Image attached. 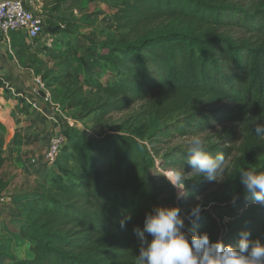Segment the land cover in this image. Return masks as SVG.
I'll use <instances>...</instances> for the list:
<instances>
[{"label": "trees", "instance_id": "trees-1", "mask_svg": "<svg viewBox=\"0 0 264 264\" xmlns=\"http://www.w3.org/2000/svg\"><path fill=\"white\" fill-rule=\"evenodd\" d=\"M69 1L45 0L44 5L45 30L53 36V46L44 52L52 66L37 75L54 105L99 122L157 95L158 117L185 114L163 132L167 138L205 132L224 115L199 109L201 103L227 101L263 117L264 0H73L80 18H66L59 12ZM99 11L112 21L86 50L88 75L71 39L92 26L91 17ZM254 128L242 142L245 164L264 156V134L258 137ZM62 134L66 142L43 183L17 181L12 159L0 149V201L23 197L26 204L13 232L29 242L30 253L10 264H137L146 245L134 229L142 231L146 215L166 199L172 204L165 207L180 209L189 237L207 233L210 242L236 246L240 232L249 230L251 239L264 242V205L247 198L243 184L227 210L217 206L202 210L198 220L189 219L190 201L200 187L176 202L175 186L151 174L158 164L151 147L159 139L146 143L126 133L96 137L73 128ZM205 150L222 153L224 163L231 152L216 146ZM186 151L169 152L159 167L192 170ZM145 239L151 237L145 233Z\"/></svg>", "mask_w": 264, "mask_h": 264}, {"label": "rangeland", "instance_id": "rangeland-1", "mask_svg": "<svg viewBox=\"0 0 264 264\" xmlns=\"http://www.w3.org/2000/svg\"><path fill=\"white\" fill-rule=\"evenodd\" d=\"M257 1L259 0H238L240 4H249ZM51 8L52 5H50ZM78 8V3L70 0L62 6L59 15L63 14L66 18H80ZM111 21V15L103 14L102 11H99L91 17L92 26L80 28L77 35L71 39L75 42L77 49L82 52L83 61L86 63L84 70L88 72V75H90L91 69L87 65L90 59L87 56L86 50L100 39V31L110 25ZM166 26L167 24L159 28L160 30H165ZM51 38L53 36L46 33L44 38L36 40L37 44H35L36 47L34 48L36 53L31 58V62L36 65L38 71L52 66V63L49 60L47 61V56L44 52L46 46H53V41H50ZM59 38L68 40L66 36L61 34ZM72 65L73 67L78 66L77 63H73ZM36 76L41 80L37 72ZM42 89L46 90L44 85ZM157 97V95H154L143 101L136 102L123 112L109 114L99 122H94L93 116L81 118L77 110L72 108L66 109L65 105L58 107L51 106L53 110H49V116H44L43 113L37 112L36 109L30 107L27 109V112L31 114L30 117L34 119L33 122H37L41 126V136H38L32 142L29 139L23 147L14 146L13 144L16 145L17 143L20 145V140L22 141L24 138L20 139V135L16 132V129L19 127L16 124L18 121H13L12 124H6L3 129H0V149H3L5 157L9 158V156H13V174L16 176L17 181L29 179L31 182L43 183L51 174V169L45 165L43 156L40 157V155L42 149L46 147L48 134L53 131L54 127L61 132L66 128L87 131L96 137L111 133H126L146 143L159 139V142L151 147L158 160L157 167L151 171V174L166 178V180L175 186L178 196L176 202L185 196L187 190L200 187L195 189L196 193L190 201V209L199 204L202 210H208L217 206H220L223 210H227L233 204L234 197L237 199L236 189L242 184L240 182V171L242 169L256 172L264 171V156L254 163L245 164L241 153L242 142L247 134V130L255 126L256 123L264 125V115L257 119L253 110L242 112L234 104L227 101L218 104L201 103L199 105V109L201 110H212L217 114L224 113V115H218L221 119L208 128L207 131L196 134L203 139L205 148L216 146L220 149L231 150L230 155L217 175V179L208 181L199 176L198 173L192 170L189 171L184 167L175 169L159 167V163L169 152L175 149L187 150L193 136H174L171 138L163 136V132L180 122L185 117V114L174 113L165 118L158 117L153 107ZM14 99V96L9 95L7 100L14 102ZM26 106L28 107V105ZM4 115H6V112H4ZM54 120L58 124H55ZM34 142L38 143L36 147ZM33 147L37 152L32 150ZM10 198L14 200L16 197ZM166 204H169L167 199L161 202V207H165ZM12 207L14 209L13 214L21 216L20 214H23L26 204L24 202H21V204L14 203ZM13 231L14 228L6 225L0 215V260L8 257L20 259L29 256V242L22 240ZM137 264H139V261Z\"/></svg>", "mask_w": 264, "mask_h": 264}, {"label": "clouds", "instance_id": "clouds-1", "mask_svg": "<svg viewBox=\"0 0 264 264\" xmlns=\"http://www.w3.org/2000/svg\"><path fill=\"white\" fill-rule=\"evenodd\" d=\"M254 133L264 134V125L256 123ZM187 165L192 171L208 181L217 179L224 164V155L215 156L205 150L204 141L194 135L186 151ZM240 182L254 204L264 205V171L242 169ZM235 197L233 203L235 202ZM202 208L199 204L191 209L189 219L198 220ZM131 220V216L126 218ZM125 227V221L120 222ZM185 222L178 207H160L147 214L143 230L134 229L142 244L139 250V264H264V242L251 239V232L244 230L236 246L221 242H210L207 233L189 235L184 231ZM147 233L151 240L145 239Z\"/></svg>", "mask_w": 264, "mask_h": 264}, {"label": "crops", "instance_id": "crops-1", "mask_svg": "<svg viewBox=\"0 0 264 264\" xmlns=\"http://www.w3.org/2000/svg\"><path fill=\"white\" fill-rule=\"evenodd\" d=\"M21 33H12L9 36V39L0 35V122L2 127H5L6 124L16 122L18 124V129L16 132L20 135V145L17 143L14 146H25V142L34 141L35 138L41 136L42 129L37 122H33L30 116L31 114L27 112V109L30 107L34 108L29 104V100L37 103V112L43 113L45 116H49V110L52 104H47L44 102L45 98H42L39 95L40 91H43L49 96L48 91L43 90L38 85V77L36 72L38 69L35 64L31 62L35 51L36 41H30ZM41 40V39H39ZM53 41V38L50 40ZM24 45L27 46V49L24 48ZM14 96V102H11L8 99V96ZM25 99L26 103H23L22 100ZM28 105V107L26 106ZM6 112V115H4ZM2 118H5L3 120ZM32 119V120H30ZM24 122V123H22ZM22 123V124H21ZM20 124V125H19ZM9 135V134H8ZM35 147L38 145L37 142H34ZM32 150L37 152L33 147ZM45 149H42L41 156L44 158ZM13 159V156H9ZM23 197L15 198H4V201H0V215L6 225H10L15 228L17 224V214H13V204H21L24 202ZM25 203V202H24ZM10 259V260H9ZM12 258H4L0 260V264H10ZM24 259V258H20Z\"/></svg>", "mask_w": 264, "mask_h": 264}, {"label": "built area", "instance_id": "built-area-1", "mask_svg": "<svg viewBox=\"0 0 264 264\" xmlns=\"http://www.w3.org/2000/svg\"><path fill=\"white\" fill-rule=\"evenodd\" d=\"M44 5L45 0H0V35L9 39L12 33H21L30 41L44 38L46 34ZM38 85L43 87L40 79ZM44 102L52 104L49 96L44 99ZM29 104L37 108L36 102L29 100ZM52 107L56 105L52 104ZM54 123L58 124L55 120ZM65 142V136L54 127L46 140L43 160L47 167L54 166Z\"/></svg>", "mask_w": 264, "mask_h": 264}, {"label": "water", "instance_id": "water-1", "mask_svg": "<svg viewBox=\"0 0 264 264\" xmlns=\"http://www.w3.org/2000/svg\"><path fill=\"white\" fill-rule=\"evenodd\" d=\"M39 95L42 97V98H46L47 97V94L43 91H40L39 92Z\"/></svg>", "mask_w": 264, "mask_h": 264}]
</instances>
